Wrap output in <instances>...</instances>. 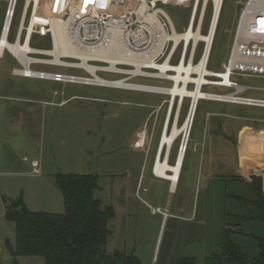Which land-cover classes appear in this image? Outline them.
I'll use <instances>...</instances> for the list:
<instances>
[{"label": "rangeland", "instance_id": "374dc122", "mask_svg": "<svg viewBox=\"0 0 264 264\" xmlns=\"http://www.w3.org/2000/svg\"><path fill=\"white\" fill-rule=\"evenodd\" d=\"M24 1L17 0L15 6L8 38L11 44L18 32ZM240 1L245 0H224L207 63V70L212 73L221 72L227 61ZM9 8L11 0H0V32ZM162 8L176 33H182L190 8L173 5ZM211 14L212 4L208 1L202 35L208 31ZM50 46L49 37L33 36L30 42V47L35 49L50 50ZM202 48V44L197 45L194 63ZM179 52L180 48L172 65L177 63ZM11 56L5 52L0 59V71L7 70L10 74L21 68ZM33 57L55 63L50 56ZM30 70L88 76L54 65H32ZM98 76L105 80L121 78L101 73ZM14 80L16 88L11 96L24 97L30 102L9 106L15 126L18 113L24 115L25 140H22V129L15 128L10 166L0 167V172H8V175H0L3 201L21 200L32 212L63 214V199L54 184L55 176L91 175L97 177L98 184L94 198L100 201L102 208L110 207L114 213L107 223L106 254L124 253L138 259L140 264H176L183 257L193 258L195 264H204L207 257L218 252L223 230L230 228L233 231L230 239L241 252L249 258L258 256L256 238L264 236V225L259 220L240 221L238 218L255 210L248 203L253 198L249 187L237 176L234 143L237 126L249 124L250 120L264 122V109L199 101L180 172L172 186L170 181L151 175L167 104L159 112L156 109L163 101H168L167 96L32 79L25 80L24 89L18 90V79ZM233 80L251 88L240 96L264 100V77H234ZM130 82L171 86L160 80L132 79ZM192 88L188 86V90ZM203 92L226 94L230 90L206 87ZM189 103V99H185L182 104L179 124L188 112ZM215 108L227 116L223 118L221 130H214L206 119L207 111ZM142 131L137 139L136 134ZM167 139L168 136L164 143ZM180 142L179 138L174 143L168 166L175 165ZM33 162H36L37 175L31 166ZM241 166L245 171L244 159ZM235 197L247 202H238ZM14 244L15 226L5 219L0 200V264H43L39 257L14 256Z\"/></svg>", "mask_w": 264, "mask_h": 264}, {"label": "built area", "instance_id": "2783aa9c", "mask_svg": "<svg viewBox=\"0 0 264 264\" xmlns=\"http://www.w3.org/2000/svg\"><path fill=\"white\" fill-rule=\"evenodd\" d=\"M16 2L17 0H14L12 8H9L6 12L4 24L7 19L10 20V23L13 20ZM237 4L240 6V10L227 61L221 72H213L212 75L205 76L208 81L200 86L202 91L206 87H213L230 90V92L226 94L206 93L209 97L215 99H200L199 101H217L264 109V100L240 96L241 93L251 88L241 86L233 80L234 77H264V0H245ZM166 5L190 8L187 26L182 33L191 34L193 30L196 31L199 25L202 27L204 16L201 14L200 0H25L18 32L13 43H25L28 40V45H30L33 36L49 37L50 47L53 48L54 39L50 21L55 19L61 25L67 26L64 28V35L76 46L85 49L106 47L107 55L117 53L122 55L120 59L135 57L137 65L123 60V62H117L114 66H111L107 62L89 59L85 61V64L87 66L93 65V73H90L82 65V59L61 58V61L70 60L71 63L50 64L44 59H35L33 57L35 55H46L41 54V49L33 48V53L27 54L29 59L33 58L27 66L19 64L14 58L21 67L18 74L25 78L49 80L57 83H75L115 89L117 88L114 86H101V82L105 84L121 82L122 84L119 85L118 89L126 90L124 87H132L139 89L135 90L138 92L161 95L159 91L166 88L134 84L130 80H160L169 82L172 85L170 75L175 74V72L171 66L185 63L188 65L191 56L192 63H194L193 59L197 45H203L202 52L205 47V43L198 41L196 47L193 48L194 40L191 37L187 40L180 39L177 43L171 39L176 31L171 19L162 8ZM4 24L1 34L4 30ZM10 30L8 29L7 39ZM206 34H209V31ZM179 48L177 63L172 65L171 62ZM148 52L151 53V60L146 59ZM52 60H54V57H52ZM32 65H54L59 68L81 71L88 76L79 77L61 73L35 72L30 70ZM205 68H207V64ZM98 73L121 78L116 80L102 79L101 82H97L96 76ZM188 86L195 88L192 84H188ZM144 88L156 92L143 91ZM164 102H162L161 107L156 109L157 112L162 108ZM171 110V107L165 110L162 128L170 120L173 122L174 111L172 114ZM31 166L34 169V174L37 175L36 162H33ZM154 168L155 164L153 163L151 168L153 175Z\"/></svg>", "mask_w": 264, "mask_h": 264}, {"label": "trees", "instance_id": "16d2710c", "mask_svg": "<svg viewBox=\"0 0 264 264\" xmlns=\"http://www.w3.org/2000/svg\"><path fill=\"white\" fill-rule=\"evenodd\" d=\"M242 182L253 195L248 203L255 212L238 216L239 220H259L264 225L262 179L252 176L249 182ZM54 184L62 195L63 214L32 212L21 200L4 201L5 219L15 226L14 256L39 257L43 264H140L124 253L104 251L109 235L107 223L114 213L110 207L102 208L93 196L98 188L97 177L56 175ZM232 232L230 228L223 230L218 252L207 257L204 264H264V236L256 238L258 256L249 258L231 241ZM176 264H195V260L183 257Z\"/></svg>", "mask_w": 264, "mask_h": 264}, {"label": "bare ground", "instance_id": "6f19581e", "mask_svg": "<svg viewBox=\"0 0 264 264\" xmlns=\"http://www.w3.org/2000/svg\"><path fill=\"white\" fill-rule=\"evenodd\" d=\"M210 1L212 4V14L210 18L209 23V34L202 35L200 32L201 26L199 25L195 30H193L188 34L185 33H174L171 36V39H173L176 43L180 39L187 40L189 37L193 38L194 45L193 48L196 47V43L198 41H202L204 44V50L197 60L196 63H192V56L189 58L188 65L180 64L176 66H171L172 70L175 72V74L170 75V80L173 82L172 85L169 88L163 89L159 92H161V95L167 96L169 99L168 101H165L163 105L167 104V108L171 107V113L173 115V122L170 120L165 127L162 128L161 133L159 134V138L163 137L160 143V147L157 152L156 148V154L155 158L153 160V163L155 164L154 168V175L160 176L168 181H171L172 183H176L177 177L180 172L181 168V162L183 154L185 153V150L187 148V143L189 141V135L191 131V126L193 124L196 110H197V104L200 99H215L211 96L209 97L206 93H204L202 90H200V86L207 83V79L205 76L212 75V72L208 71L206 67V64L208 63L209 55L211 52L212 44L215 37L216 28L218 26L222 6L224 3V0H200L201 2V14L204 16V11L207 5V2ZM14 0H12L11 8L13 5ZM17 3V2H16ZM12 23V21H11ZM10 20L7 19L4 24V30L2 34H0V53L3 51L9 52L19 64H24L27 66L29 62H31L32 58L29 59L28 55L29 53H33V48H31L28 45V40L23 43L22 45H19L18 43L11 44L8 39V29L11 27ZM51 31L53 34V48L50 50H42L41 54L54 57V62L59 63L63 62L61 61V58H79L83 60L82 65L90 72L93 73V65H86L85 61L92 59V60H99L103 62L110 63L111 66H114L117 62H129L131 64L137 65V59L135 57H130L127 59H120L122 55H118L117 53H112L110 55H107V48H96V49H85L80 48L73 44L70 39H68L67 36L64 35V28H66V25H61L57 20L51 19ZM3 28V27H2ZM210 29V30H209ZM22 30V28H21ZM151 53L146 54V59L151 60ZM29 71V70H27ZM26 71V72H27ZM19 73V70H16V74ZM194 74V76H193ZM219 74V73H216ZM102 78H100L98 75L96 76V81L101 82ZM121 82L116 83H110L105 84L104 82H101V86H114L118 89L119 85H121ZM188 84H192L195 88H192L191 90H188ZM126 90L135 91L139 89H135L132 87H124ZM143 91L148 92H156L152 91V89H142ZM185 99H189V107L188 112L181 124L178 123L179 121V115L181 112L182 104ZM221 99V98H218ZM162 105V108H163ZM175 109V110H173ZM168 136L167 142H168V149H164V159L163 161L159 160V154L161 153L162 146L164 147L165 138ZM181 139V142L179 144V147L181 146L182 149L177 152L176 155V163L174 166H168L167 165V155L169 156L172 147L174 143ZM185 146V147H184ZM184 147V149H183ZM179 149V148H178ZM157 156V158H156ZM153 165V164H152ZM167 174H170L169 176Z\"/></svg>", "mask_w": 264, "mask_h": 264}, {"label": "crops", "instance_id": "0c3cea01", "mask_svg": "<svg viewBox=\"0 0 264 264\" xmlns=\"http://www.w3.org/2000/svg\"><path fill=\"white\" fill-rule=\"evenodd\" d=\"M6 51L0 53V59H2L3 55ZM9 53V52H8ZM12 57V56H11ZM14 59V57H12ZM15 60V59H14ZM19 70V69H18ZM14 78L18 79L17 87L18 90L24 89L25 80L32 79V80H39L34 78H25L16 74V70H12L9 72L6 70L0 71V167H7L10 166L9 162L11 161V156L14 151L13 141L14 137L13 134L15 132V128L22 129L21 133L22 140H25V134L23 131L24 128V115L22 112L18 113V121L17 126L14 125V119L9 115V106L14 104H26L29 103L30 100L25 99L24 97H12L11 93L15 90V80ZM252 90H260V89H252ZM215 104H228V103H221L217 101H206ZM235 105V104H233ZM227 117L224 114L218 113V108L215 110L207 111L206 119L209 126H214V130L218 129L221 130L224 128V121L223 118ZM249 124H241L238 125L236 128V135H235V156L237 160V176L239 179H242L246 182L250 181V177H261L262 179V193L264 197V122L259 120H250L248 121ZM28 126V125H27ZM247 133H244L245 130ZM144 132H140L136 134L137 139L141 137V134ZM242 134H246L244 137H241ZM136 139V140H137ZM163 137H160L159 145L157 148L160 147V143ZM136 141L134 142V144ZM137 144V143H136ZM136 146H139L138 144ZM135 145L134 147L137 148ZM144 147V146H142ZM141 148V147H140ZM163 149V146H162ZM162 152V150H161ZM171 153V152H170ZM170 155V154H169ZM244 159L246 164L245 171L241 166V162ZM168 163V162H166ZM155 174V173H154ZM0 175H8V172H0ZM151 175L157 179H164L160 176L153 175L151 171ZM166 180V179H165ZM168 181V180H167ZM170 183H172L170 181ZM176 183H172L174 186ZM8 196V195H7ZM10 198L13 196H9ZM1 204L4 210V201L2 196H0Z\"/></svg>", "mask_w": 264, "mask_h": 264}, {"label": "flooded vegetation", "instance_id": "af4514ba", "mask_svg": "<svg viewBox=\"0 0 264 264\" xmlns=\"http://www.w3.org/2000/svg\"><path fill=\"white\" fill-rule=\"evenodd\" d=\"M164 147H163V149H162V152L159 154L160 156H159V160H161V161H163V159H164V157H165V153H164V149H168V142H167V140H166V143H164ZM169 157V158H168ZM169 159H170V155L168 156L167 155V162L169 161ZM176 159V158H175Z\"/></svg>", "mask_w": 264, "mask_h": 264}, {"label": "water", "instance_id": "95a60500", "mask_svg": "<svg viewBox=\"0 0 264 264\" xmlns=\"http://www.w3.org/2000/svg\"><path fill=\"white\" fill-rule=\"evenodd\" d=\"M239 10H240V6L238 5L237 7H236V11L237 12H239ZM185 147V146H184ZM184 147H183V149H184ZM182 149V147L180 146V150Z\"/></svg>", "mask_w": 264, "mask_h": 264}]
</instances>
